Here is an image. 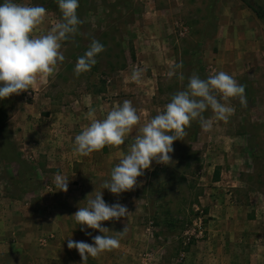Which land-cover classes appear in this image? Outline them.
<instances>
[{
  "label": "rangeland",
  "instance_id": "1",
  "mask_svg": "<svg viewBox=\"0 0 264 264\" xmlns=\"http://www.w3.org/2000/svg\"><path fill=\"white\" fill-rule=\"evenodd\" d=\"M219 1L79 0L83 23L62 43L65 60L55 73L39 79L46 84L42 95L30 88L0 99V180L9 182V193L32 200L55 197L54 170L67 155L65 140L70 131L82 130L83 117L67 128L47 109H34L41 100L68 107L72 96L77 102L89 97L111 109L128 99L143 123L186 87L192 73L205 79L225 71L245 86L247 107L231 99L235 114L227 122L215 121L210 131L194 120L183 140L173 142L172 162L153 161L137 178V187L116 197L133 199L127 217L139 222V264H182L197 246L216 252L217 264H264V22L249 10H213ZM17 2L47 9L41 31L61 19L56 0ZM92 39L104 50L90 71L76 76L77 57ZM180 62L183 67L176 71L183 81L169 76ZM137 67L146 71L139 82H131ZM203 115L211 119L213 113L209 109ZM90 164L71 180L75 185L88 189L94 181Z\"/></svg>",
  "mask_w": 264,
  "mask_h": 264
},
{
  "label": "clouds",
  "instance_id": "2",
  "mask_svg": "<svg viewBox=\"0 0 264 264\" xmlns=\"http://www.w3.org/2000/svg\"><path fill=\"white\" fill-rule=\"evenodd\" d=\"M56 3L61 19L46 31L40 30L47 16L44 6L17 0L0 3V99L28 91L41 77L52 76L58 64L65 60L62 43L78 33L83 21L77 15L79 0H56ZM103 50V44L92 39L85 52L77 57L74 74L79 76L90 71ZM182 67V62L174 64L169 76L177 75L183 81V73L176 71ZM145 71L144 68H134L130 81L139 82ZM234 98H238L242 107H247L245 86L225 71H213L205 79L192 73L187 78L186 87L173 93L162 110L143 123L141 115L128 99L113 106L103 118H97L95 109L89 106V123L75 135L73 152L88 156L105 146L118 148L138 127L127 152L120 153L119 162L111 168L109 178L101 183V190L108 189L118 196L137 187V178L151 167L153 161L165 165L172 162L169 154L174 151L173 142L183 140L187 135L186 129L194 120L204 131H210L215 121L227 122L235 114V108L230 104ZM209 109L213 116L206 119L203 113ZM54 184L57 190L66 192L68 177L56 173ZM101 190L72 214L77 224L102 233L92 237L93 243L68 240L67 247L78 251L83 264L89 257L96 258L103 252L119 248L120 238L127 232L124 227L117 236L106 234L109 229L101 222L119 220L126 217L129 210L121 203H106ZM81 231H84L83 227Z\"/></svg>",
  "mask_w": 264,
  "mask_h": 264
},
{
  "label": "crops",
  "instance_id": "3",
  "mask_svg": "<svg viewBox=\"0 0 264 264\" xmlns=\"http://www.w3.org/2000/svg\"><path fill=\"white\" fill-rule=\"evenodd\" d=\"M254 1L264 8V0ZM232 3L236 6H231L230 3L227 4L220 0L213 10H249L254 13L252 8L242 0H232ZM45 87L46 84L38 80L31 89L33 91L40 89L35 94L42 95ZM84 95L87 96L89 93L84 92ZM91 95L90 93L89 96ZM73 97L72 99L76 102L73 101L72 105L68 107L49 104L48 101L41 100L42 103L38 102L40 107L35 106L34 109H47L50 111L49 117L54 118L55 123H65L64 125L67 128L69 127L68 123H73L71 125L73 128L78 123L81 124L79 120L82 117L84 122H82L81 127L87 126L89 123L87 118L89 106L95 109L97 118H103L110 110L105 103L91 101L89 97H87L88 99L85 98L86 101L81 98L78 102L77 98ZM47 105L49 107H46ZM98 105L101 108H98ZM61 106L63 109H61ZM70 117H72L71 120ZM22 123L30 125L31 122L25 120ZM80 131H70L71 134L65 140L67 155L60 158L62 160L61 167L54 170V174L60 173L66 177L70 176L68 190L65 194L64 191L60 193V190H58L55 197L48 200L22 198L9 193V182L2 183L3 181L0 180V264H83L78 251L75 248L69 249L67 247L68 240L93 243L92 237L102 235L98 230L77 224L72 214L78 210V207L85 206L87 199L94 197L95 193L101 190V183L109 178L111 168L119 162L120 153L127 152V146L132 142L137 129H133L125 143L118 148L105 146L101 151L93 152L88 156H79L73 152L74 138L71 140V135L74 134L75 137ZM77 160L82 162L78 164ZM93 160H96V162L94 163ZM86 162L91 163L90 174L95 175L92 179L94 181L88 183V189L87 184L77 186L71 181L82 176L84 173L82 167ZM99 175L105 176L102 182L99 181ZM101 191L102 198L109 205L113 203H121L126 207L128 205L132 207L133 205V199L122 200L118 199L117 195L112 194L108 189H102ZM41 208H44V211ZM223 220H227V218ZM101 224L109 229L106 234L110 236H117L118 232L122 231L124 227L127 232L120 238L119 248L103 252L96 258L89 257L86 264H139L140 228L137 218L126 216L119 220L103 221ZM81 227L84 228V231H81ZM86 232L91 233V235H86ZM39 234L48 236L43 245L37 243ZM198 247L200 246L187 252V258L182 264H217L218 255L216 252L210 248L207 249L206 246L197 249ZM156 248L158 249V247ZM156 248L153 249L156 250ZM156 255L157 252L154 255L150 254L151 257ZM152 264L172 263L161 260Z\"/></svg>",
  "mask_w": 264,
  "mask_h": 264
},
{
  "label": "trees",
  "instance_id": "4",
  "mask_svg": "<svg viewBox=\"0 0 264 264\" xmlns=\"http://www.w3.org/2000/svg\"><path fill=\"white\" fill-rule=\"evenodd\" d=\"M252 8L255 15L264 22V8L254 0H242Z\"/></svg>",
  "mask_w": 264,
  "mask_h": 264
},
{
  "label": "built area",
  "instance_id": "5",
  "mask_svg": "<svg viewBox=\"0 0 264 264\" xmlns=\"http://www.w3.org/2000/svg\"><path fill=\"white\" fill-rule=\"evenodd\" d=\"M195 235H196V234H195ZM190 236H191V235H189V236L184 240L185 243H186L187 241L190 240ZM47 239H48V236H46V235H41L40 238L38 239L39 244H40V245H43V244L47 241Z\"/></svg>",
  "mask_w": 264,
  "mask_h": 264
}]
</instances>
